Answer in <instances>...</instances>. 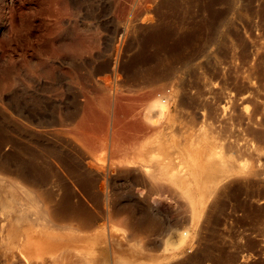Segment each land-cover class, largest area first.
Wrapping results in <instances>:
<instances>
[{"label": "rangeland", "instance_id": "rangeland-1", "mask_svg": "<svg viewBox=\"0 0 264 264\" xmlns=\"http://www.w3.org/2000/svg\"><path fill=\"white\" fill-rule=\"evenodd\" d=\"M254 171L264 0H0V264H264Z\"/></svg>", "mask_w": 264, "mask_h": 264}, {"label": "bare ground", "instance_id": "bare-ground-1", "mask_svg": "<svg viewBox=\"0 0 264 264\" xmlns=\"http://www.w3.org/2000/svg\"><path fill=\"white\" fill-rule=\"evenodd\" d=\"M215 114V113H214ZM256 162V161H255ZM257 165V164H256ZM259 173H261L262 174V172H255L254 171V176H259ZM264 174V173H263ZM262 174V175H263ZM250 175V174H249ZM252 176H253V174H252ZM260 177V176H259ZM257 178V177H256ZM262 178V177H261ZM32 196V195H31ZM32 198V197H31ZM33 200H34V198H33ZM33 202V201H32ZM40 206V205H39ZM61 206V205H60ZM58 208V207H57ZM41 209V208H40ZM60 209V208H59ZM55 210H57L56 208H55ZM17 211H20V209L19 210H17ZM43 211V210H42ZM41 212V211H40ZM46 212V211H45ZM12 215H13V213H11ZM10 214V215H11ZM45 214V213H44ZM43 215V214H42ZM48 215V214H47ZM45 216V215H44ZM16 219V224H18V225H20L19 223H21V222H18V218H15ZM31 219V218H30ZM39 219V218H38ZM42 219H43V217H42ZM29 220V219H28ZM30 222V221H29ZM15 223V222H14ZM23 223V222H22ZM21 223V224H22ZM39 224V223H38ZM17 226V225H16ZM54 228V227H53ZM55 229V228H54ZM20 241H22V242H24L25 240H26V244L28 245V247L30 246H32V245H34V242L32 241V239H31V237L28 235V234H24V235H21L20 236ZM52 239V238H51ZM35 241V240H34ZM50 242H51V244L52 243H54V239H52V240H50ZM25 244V243H24ZM37 244H38V242H37ZM48 244V243H47ZM63 244V243H62ZM21 245H23V243L21 244ZM42 245H45V244H42ZM49 245V244H48ZM61 245V244H60ZM52 246V245H51ZM57 246V245H56ZM39 247H41V246H39ZM47 247V246H46ZM23 248V247H22ZM49 248H50V246H49ZM48 248V249H49ZM52 249H53V247H52ZM51 250V249H50ZM31 253V252H30ZM65 256V255H64ZM62 258V257H61ZM52 259H54V258H52ZM34 264V263H33Z\"/></svg>", "mask_w": 264, "mask_h": 264}]
</instances>
